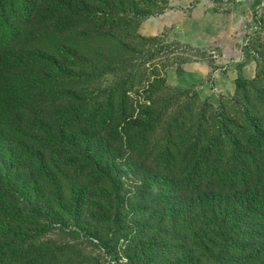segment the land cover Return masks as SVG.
<instances>
[{
	"label": "trees",
	"instance_id": "16d2710c",
	"mask_svg": "<svg viewBox=\"0 0 264 264\" xmlns=\"http://www.w3.org/2000/svg\"><path fill=\"white\" fill-rule=\"evenodd\" d=\"M137 1L0 0V264H57L51 231L264 264V72L217 107L169 86Z\"/></svg>",
	"mask_w": 264,
	"mask_h": 264
},
{
	"label": "rangeland",
	"instance_id": "374dc122",
	"mask_svg": "<svg viewBox=\"0 0 264 264\" xmlns=\"http://www.w3.org/2000/svg\"><path fill=\"white\" fill-rule=\"evenodd\" d=\"M263 2L138 0L154 15L141 20L137 32L157 40L153 57L165 65L169 86L196 90L217 107L223 96L236 97L239 78L255 80L264 72V7L258 9ZM146 240L135 231L111 256L78 232L51 231L42 239L57 251L69 247L57 264H153L144 250Z\"/></svg>",
	"mask_w": 264,
	"mask_h": 264
},
{
	"label": "built area",
	"instance_id": "2783aa9c",
	"mask_svg": "<svg viewBox=\"0 0 264 264\" xmlns=\"http://www.w3.org/2000/svg\"><path fill=\"white\" fill-rule=\"evenodd\" d=\"M244 1H246V0H232L231 5L235 6V5L240 4V3L244 2ZM262 7H264V2L261 3L260 5H258V9L262 8Z\"/></svg>",
	"mask_w": 264,
	"mask_h": 264
}]
</instances>
